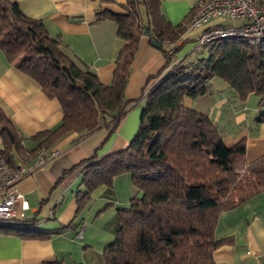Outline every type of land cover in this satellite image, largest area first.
<instances>
[{"label":"trees","instance_id":"trees-1","mask_svg":"<svg viewBox=\"0 0 264 264\" xmlns=\"http://www.w3.org/2000/svg\"><path fill=\"white\" fill-rule=\"evenodd\" d=\"M161 2L125 0L124 13L97 12L96 19L117 23L123 40L111 82L104 84L60 49V40L49 35L40 19L12 0H0V50L55 98L63 112L60 123L35 134L38 144L27 150L21 131L0 107V153L10 164L38 152L45 155L67 132L86 136L100 127L101 119L114 130L128 108L124 89L139 35L147 33L161 45L165 63L145 94L135 134L123 149L88 158L77 190L79 212L95 188L111 186L120 173L131 177L136 194L125 209H118L120 225L103 249V264H215L213 251L231 242L214 236L220 212L264 189V155L247 162L243 140L227 146L212 120L183 102L209 92L211 79L218 77L241 102L254 93L264 103V41L219 38L202 45L206 57L177 62L163 73L180 47L176 42L190 12L183 22L172 24ZM29 223L14 219L0 232L26 235ZM37 264L82 263L51 259Z\"/></svg>","mask_w":264,"mask_h":264},{"label":"crops","instance_id":"crops-1","mask_svg":"<svg viewBox=\"0 0 264 264\" xmlns=\"http://www.w3.org/2000/svg\"><path fill=\"white\" fill-rule=\"evenodd\" d=\"M12 1L28 16L40 19L49 35L60 40V49L76 64L95 73L102 83L111 82L123 40L117 35V23L108 17L96 19L97 12L124 13L125 0ZM195 1L162 0L161 11L172 24H178L189 16ZM139 11L145 19L144 8ZM219 23L231 22L214 18L207 25ZM200 32L201 28H186L176 42L179 49L163 73L177 62L196 59L195 54L205 47L197 45ZM164 63L160 47L151 43L149 34H140L124 89L128 108L119 125L111 130L112 123L101 119L100 127L86 136H80L78 131L67 132L45 150L40 164V152L15 160L30 167L17 187L28 202L24 219L32 227L26 235L0 232V264H37L51 259L103 264V249L120 225L118 209H125L136 193L130 175L120 173L111 186L95 188L91 199L76 212L83 168L91 156L111 154L127 145L139 126L145 94L158 80L153 76ZM210 83L209 92L184 97V104L206 114L227 146L243 140L247 162L264 155V103L254 93L241 102L218 77ZM0 107L21 131L27 150L36 148L35 134L55 128L63 116L59 102L10 63L1 50ZM214 236L231 239L213 251L215 264H264V189L221 211Z\"/></svg>","mask_w":264,"mask_h":264},{"label":"built area","instance_id":"built-area-1","mask_svg":"<svg viewBox=\"0 0 264 264\" xmlns=\"http://www.w3.org/2000/svg\"><path fill=\"white\" fill-rule=\"evenodd\" d=\"M220 18L231 23L207 25ZM187 29L201 28L197 45L219 38L242 37L247 42L264 41V2L261 0H196L190 7ZM170 50V49H169ZM51 154H56L52 151ZM45 159L40 153L37 164ZM30 170L20 161L7 163L0 153V227H7L14 219H24L28 202L18 189V181ZM19 207V209H18ZM79 238L81 234L77 235Z\"/></svg>","mask_w":264,"mask_h":264},{"label":"rangeland","instance_id":"rangeland-1","mask_svg":"<svg viewBox=\"0 0 264 264\" xmlns=\"http://www.w3.org/2000/svg\"><path fill=\"white\" fill-rule=\"evenodd\" d=\"M205 47H203V48H201L200 50H199V52H197L196 54H195V58H198V57H206L207 56V54H208V52H207V48L206 49H204Z\"/></svg>","mask_w":264,"mask_h":264},{"label":"water","instance_id":"water-1","mask_svg":"<svg viewBox=\"0 0 264 264\" xmlns=\"http://www.w3.org/2000/svg\"><path fill=\"white\" fill-rule=\"evenodd\" d=\"M151 43H152L154 46H157V47H160V46H161L159 43H157V42L155 41V39H152V40H151Z\"/></svg>","mask_w":264,"mask_h":264}]
</instances>
